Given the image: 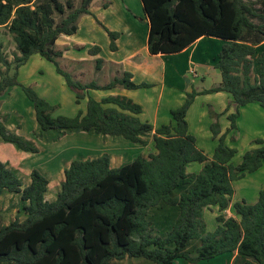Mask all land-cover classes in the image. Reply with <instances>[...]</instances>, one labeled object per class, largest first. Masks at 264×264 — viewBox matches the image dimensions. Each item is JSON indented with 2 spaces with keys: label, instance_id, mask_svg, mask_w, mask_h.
I'll return each instance as SVG.
<instances>
[{
  "label": "trees",
  "instance_id": "trees-1",
  "mask_svg": "<svg viewBox=\"0 0 264 264\" xmlns=\"http://www.w3.org/2000/svg\"><path fill=\"white\" fill-rule=\"evenodd\" d=\"M92 1L81 0L76 6L74 0H0V26L8 27L19 52L13 74L9 73L12 62L3 59L6 71L0 72V95L20 85L34 106L42 132H94L140 144H146L145 137L151 135L156 152L116 167L108 153L75 158L65 169L54 200L46 198L50 181L40 169L31 171V181L24 186L16 170L0 160V195L6 190L21 192L26 215L23 221L7 225L0 220V264H117L127 257L155 264H174L179 259L198 264L232 253V264H264V186L254 202L232 203L233 181L264 165V138H256L257 147L245 151L237 164L232 160L238 149L226 143L238 129L242 107L258 103L264 108V50L257 57L258 74L253 75L254 56L264 40V10L247 0H142L150 21L151 54L181 52L204 36L222 40L216 63L220 84L189 92L184 103L171 110V121L156 127L137 116L142 106L125 95L99 100L88 94L152 84L135 83L130 71L103 85L83 83L61 66L64 51L57 48V40L78 31L80 17L92 14ZM94 16L108 32L111 50H117L120 32ZM100 51L99 45L89 49L93 55ZM34 54L55 66L76 92L77 103L88 94L86 111L53 116L57 105L19 81V68ZM102 61L97 58L98 67ZM220 91L232 96L235 108L228 114L230 126L225 132L219 121L222 113H213L211 131L217 145L210 158L198 147L187 115L197 95ZM0 136L25 152L40 151L9 131L1 116ZM231 137L236 139L235 134ZM192 162L202 163L201 170L189 172ZM212 206L221 212L215 229L206 230L205 210ZM230 207L233 216L225 214ZM167 210L174 212L171 219L166 217Z\"/></svg>",
  "mask_w": 264,
  "mask_h": 264
},
{
  "label": "rangeland",
  "instance_id": "rangeland-1",
  "mask_svg": "<svg viewBox=\"0 0 264 264\" xmlns=\"http://www.w3.org/2000/svg\"><path fill=\"white\" fill-rule=\"evenodd\" d=\"M66 1V0H63ZM250 3H255L257 7L261 10L263 8L264 0H247ZM81 0H74L76 6L80 5ZM93 6L97 13H101L102 6L101 0H93ZM92 5V4H91ZM100 10V11H99ZM57 20H59V16H56ZM107 17V14H106ZM84 18V17H83ZM102 18V17H101ZM82 20V19H81ZM84 20V19H83ZM256 22H260V20H256ZM82 24V23H81ZM246 32H252L250 29H247ZM83 33H86L88 42L91 41L92 35L95 33H89L86 28ZM91 34V35H90ZM249 34L247 33V36ZM214 38V37H213ZM218 38H215V40ZM220 40V39H219ZM103 46L105 45L104 39L99 38L98 40ZM217 42V41H216ZM264 40L261 42L263 43ZM138 45V59L145 61L146 59V46L144 42L139 40ZM260 43V44H261ZM258 45L257 54L254 56L255 64L253 75L255 76L259 71V64L257 62V57L261 51L264 50V45ZM205 45V44H204ZM61 50H68L70 45H62V47H58ZM106 51L103 54L106 59V64L103 68L98 67L96 65L95 60H84L81 62L72 60L69 56L71 53H68L66 57L63 59H59L61 66L72 73L74 75L75 71L72 69L78 68L80 63H83L80 67L82 70L81 74L74 75V77L78 80H81L83 83H88L91 81H95L99 84H106L110 82L115 77H120L123 75L125 71L126 64L130 65L131 62H136L138 59L129 58L128 62L123 60L124 57L128 56V49L123 48V51L116 53L109 49V47L105 48ZM147 50V49H146ZM19 53L17 50L16 42L13 38V34L9 31L7 26H0V72L6 71V63L3 59L12 62V69L9 71L10 74L14 73V58L15 54ZM148 56H152L147 53ZM187 53L178 55L171 58H167L168 69L171 73L170 77L174 81H182L186 83V78L183 76L185 70V63ZM153 57V56H152ZM121 59V62L118 65L114 64L110 60ZM161 60V59H156ZM176 60V62L174 61ZM39 62H42V67L46 73L45 79L50 80L51 76L49 75L51 72H55L54 65L45 58L40 57L39 54H34L30 60H28L25 64H23L20 68L23 67V71L27 70V73H35L36 67ZM103 65V64H102ZM173 67H172V66ZM19 68V72H20ZM195 70V69H193ZM202 70V69H201ZM218 77L214 74L206 75L207 80L203 83V78H199V75L195 77L194 86L199 89L202 87L210 88L213 85H216L221 80V73L218 69ZM169 76V74H168ZM28 79L34 78L35 84L33 87L41 96L42 92H40L39 84L41 81L37 79V76L31 75L27 77ZM175 78V79H174ZM194 78V77H192ZM53 82V80L51 81ZM170 81L168 77V86H175L177 83ZM193 83V81L191 82ZM28 85V84H26ZM36 85V86H35ZM180 87V84H177ZM17 90L22 95V111L16 110L15 96L14 99L11 98L10 91L0 95V116L2 117L3 122L9 131L13 133H17L22 138L28 139L32 143L38 146V153H29L23 150H20L16 147L15 144L4 141L0 136V160L7 164L8 167L14 168L18 174V176L22 179L24 186L28 185L31 181L30 174L34 168L40 169L48 178H49V187L46 192V198L48 200H54L57 197L58 192L61 189V185L65 179V169L68 167L70 162L75 158L89 159L93 157H97L102 155L103 153H109L111 157V165L113 167L119 166L123 163L133 160L138 155H142L145 157L150 156V154L156 152V148L154 145L153 137L151 135L146 136V144L133 143L128 141L123 137H105L94 132H87V135H80L79 133H83V131H69L66 133H58L57 131H45L42 132L38 128V123L35 117L34 106L31 101L27 98L26 93L19 85L16 87ZM68 91L74 96L76 94L71 88H67ZM130 91L121 86H117L114 89L116 92L110 93L109 90H99V92L105 94H120L121 90ZM138 91L135 93L136 97L141 100V95L143 96V104L148 107L146 102V97L148 95H154L159 92V89L153 91L152 89H137ZM157 91V93H156ZM69 92L66 94L69 96ZM93 94H90L93 97L98 96L101 93H96L94 90ZM9 93V94H8ZM140 94V97L138 94ZM7 94V95H6ZM213 93H209V95H213ZM70 97V96H69ZM52 104H57V100L60 98H47ZM73 99V98H72ZM87 100V97L83 98V101ZM19 101V100H18ZM196 102V101H195ZM65 105L60 108L58 105L53 111V116H57L59 114H65L67 111H72L74 109H70V105H74L68 98H65ZM203 103V100H200L196 103L194 110L192 112L196 113V109H199V106ZM29 104H31L29 106ZM258 106V108L254 107ZM177 107V106H174ZM149 109L145 116L142 119L150 120L151 111ZM169 115L170 112L168 111ZM211 114V113H210ZM171 116V115H170ZM188 120L190 123H193V116L191 114L188 115ZM238 129L235 132H231L227 137L226 143L232 147H236L238 149L237 155L232 160L234 164L241 162L242 157L248 149L251 147H257V144L254 143L256 138H264V108H262L258 103H252L249 107H247L238 119ZM236 139L232 140L231 135H234ZM228 135V136H229ZM211 138V137H210ZM206 143L210 142V145L217 144V141L214 142L213 135L212 141L209 139H205ZM216 143V144H212ZM253 145V146H252ZM209 149L208 146H205ZM210 150V155L213 156L214 149ZM211 156V157H212ZM203 164L199 162H192L188 165L187 169L189 172H198L201 170ZM235 187V195L232 198V203L237 200L246 199L249 202H254L257 197L260 189L264 186V165L261 169L254 173H247L243 178L233 181ZM22 193L4 191L0 195V220L3 225H7L12 221L19 219L23 221L26 218L25 213L22 211ZM220 210L218 206H212L205 210V221H206V230H213L217 225L216 216L220 214ZM225 214L228 216L235 215L233 207L228 208L225 211ZM174 215L172 210L166 211V217L171 219ZM167 225V224H166ZM164 225V227L166 226ZM235 254H226L216 257L211 260H204L198 264H232ZM117 264H155L154 262L142 258V257H127L124 260L116 261ZM174 264H188L184 259H179L175 261Z\"/></svg>",
  "mask_w": 264,
  "mask_h": 264
},
{
  "label": "crops",
  "instance_id": "crops-1",
  "mask_svg": "<svg viewBox=\"0 0 264 264\" xmlns=\"http://www.w3.org/2000/svg\"><path fill=\"white\" fill-rule=\"evenodd\" d=\"M99 6H102V9H100L101 13H97V11H95L92 2V5L90 6V10L92 11V14H84L80 17L78 21V26H79L78 31L73 35L62 34L59 37V39L57 40L58 47L59 46L62 47V45L64 44L70 45V48L68 50H64L63 56L60 57L59 59H63L68 55V53H71L69 57L72 60L78 62L84 60H95L96 65H97V58H102L103 61L100 64V66L102 67L100 68H103L105 66L104 64H106L107 61L104 58L103 54L106 51L105 48L109 47V49L111 50L110 36L108 32L98 23L94 14L100 20H102L109 29L120 32V36L117 39L118 49L115 51L113 50L111 51L119 53L123 51V48H127L129 51L127 53L128 56L124 57L125 59L123 60L128 62L129 58L138 59L137 50L139 45L138 42L140 39L142 42H144L143 46H146L147 50L145 49V51L151 54L148 50L150 21L142 0H101V4ZM85 28L89 33L95 32L92 35L91 39L89 38V40H91L89 42L87 40L86 33H83L85 31ZM99 38L104 39L105 42L104 46L98 41ZM215 38L217 37L213 38L212 36H204L196 40L192 45H190L181 52L171 53V54H164V53L151 54L153 57L148 56L146 53L147 60L142 61L138 59L136 62H131L130 65L126 64L125 71H130L133 74L132 80L135 83L148 82L152 84V86L146 87L145 89H152L153 91L159 89L158 93L156 91L157 94L151 96L148 95L146 97V102L148 104V107L143 104L142 95H141V100H139L136 97L135 93L138 91L137 89H129L130 91H126L124 89L121 90L120 93L121 95H125L133 99L135 102L139 103L142 106L143 111L140 114H137V116L142 121L150 122L156 127L163 123H169L171 121V116H170L171 110L181 106L186 100L187 94L189 92H191L192 90L200 91L207 88L205 86L197 89L194 86V81L196 78L192 75L191 70L195 69V71L199 75V78L204 79L203 83L204 81L207 80L206 75L214 74L217 75L218 77V72H217L218 68L216 67V63H217L218 53L221 49L222 40L221 39L219 40V38L215 40ZM94 45H99L101 47V51L97 55L90 54L89 52V49L92 48ZM260 45H264V42L261 43ZM185 53H187V56L185 58L186 67L183 76L186 78V83H184L183 80L174 81L171 79L172 77H170L171 73L168 69V64L166 63L167 62L166 60L168 57L172 59L175 56L182 55ZM156 59H161V60H156ZM110 61H112L116 65L120 63H124L121 62V59L119 58ZM174 61L176 62V60ZM42 64H43L42 62H39V64L35 66L36 67L35 73L31 72L30 74L27 73V70L24 72L22 70L23 67L20 68L19 81L25 85L28 84V86H32L33 84H35L33 83L35 79L34 78L28 79L27 77L31 75H33V77L37 76V79L41 81V84H39L40 92H42L41 96L44 97L45 99L54 98V97L60 98L59 100L56 101L57 102L56 105H58L60 108H62L66 104L65 98L67 97L68 100L71 101V103H74V105L72 106L70 105L69 108L74 110L72 111L68 110L67 113H65L64 115L74 116L78 113L79 110L86 111L87 100L83 101V99H81L80 103L76 102V94L73 96L68 91L67 89L68 85L64 77L57 72L55 66L54 68L56 73L51 72L49 74L51 76V79L50 80L45 79L46 73L44 71V68L42 67ZM82 64L83 63H80L78 65V68L72 69L75 71L74 75H78L82 73V70L80 68ZM168 77L170 78V81L173 82V84H175L174 82L180 84V87L177 84L175 86L173 85L168 86ZM52 80L53 82H51ZM192 81L193 83H191ZM221 81H222V76H221V80L219 79L216 85L220 84ZM17 86L19 85L12 86L11 88H9L7 92L11 90L10 94L13 93L11 95L12 99H14L15 96L18 97L15 98L14 105L18 107L16 108V110L22 111L21 110L23 104L21 101L22 95L17 90L16 88ZM116 88L117 87L108 90L110 91V93H113L116 92L114 90ZM94 91L96 93H101L99 92V90H94ZM66 92H69L68 94L70 97L66 94ZM93 93L94 92H92L91 90L88 94L90 95ZM88 94H86V97ZM103 94L104 93H101L95 98L100 100L108 95H117V94H105V95ZM137 94L140 97V94L139 93ZM199 99L203 100V103H201L199 109H196V113L192 112V109L194 110L195 105L199 101ZM250 104L241 108V115H243L245 109L249 107ZM30 105L31 104H29V106ZM254 107L258 108V106H254ZM234 108L235 107L234 104L232 103V96L228 92L220 91L214 93L213 95H209V93L197 95L188 111V115L191 114V116H193V123L189 122L190 132L195 135L197 139L198 147L201 148L210 158L212 156L210 155L211 154L210 150H212L213 145H210V142L206 143L205 139H209L210 141H212L213 133L211 131V124L215 120L213 117V113H222L221 117L219 118V121L221 123L222 132H225L230 126V120L228 119V114L233 112ZM149 109H152L150 111L151 112L150 120L142 119L147 113V111H149ZM168 111L170 112V115ZM188 115H187V119H188ZM79 134L87 135V132L83 131V133H79ZM228 137H230V135ZM213 139L214 142L217 141V139H215L214 137ZM212 144H216V143L212 142ZM216 145L214 146L216 147ZM205 146H208L209 149L206 148Z\"/></svg>",
  "mask_w": 264,
  "mask_h": 264
},
{
  "label": "built area",
  "instance_id": "built-area-1",
  "mask_svg": "<svg viewBox=\"0 0 264 264\" xmlns=\"http://www.w3.org/2000/svg\"><path fill=\"white\" fill-rule=\"evenodd\" d=\"M191 73H192V75H193L194 77H197V76H198V74H197V72H196L195 70H191Z\"/></svg>",
  "mask_w": 264,
  "mask_h": 264
}]
</instances>
